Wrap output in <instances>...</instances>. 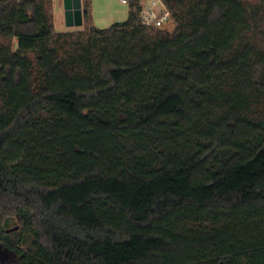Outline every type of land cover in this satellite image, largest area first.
<instances>
[{"label": "trees", "instance_id": "trees-1", "mask_svg": "<svg viewBox=\"0 0 264 264\" xmlns=\"http://www.w3.org/2000/svg\"><path fill=\"white\" fill-rule=\"evenodd\" d=\"M162 1L0 0V264H264V0Z\"/></svg>", "mask_w": 264, "mask_h": 264}, {"label": "rangeland", "instance_id": "rangeland-1", "mask_svg": "<svg viewBox=\"0 0 264 264\" xmlns=\"http://www.w3.org/2000/svg\"><path fill=\"white\" fill-rule=\"evenodd\" d=\"M131 1V2H130ZM129 4H123L120 0H91L93 26L99 30H107L116 23L126 22L129 18L130 4L134 0H130ZM142 8L148 7L154 0H138ZM249 2H257L259 0H247ZM63 0H52L51 12L55 32L58 34H79L86 31L83 27H68L65 12L63 11ZM164 31L174 33L176 24L171 21L164 28ZM16 224L12 225V228ZM10 239L16 242L17 237L10 235Z\"/></svg>", "mask_w": 264, "mask_h": 264}, {"label": "built area", "instance_id": "built-area-1", "mask_svg": "<svg viewBox=\"0 0 264 264\" xmlns=\"http://www.w3.org/2000/svg\"><path fill=\"white\" fill-rule=\"evenodd\" d=\"M130 0H120L123 4H129ZM172 21L170 12L162 0H154L148 7H144L140 16V22L147 28L163 29Z\"/></svg>", "mask_w": 264, "mask_h": 264}, {"label": "water", "instance_id": "water-1", "mask_svg": "<svg viewBox=\"0 0 264 264\" xmlns=\"http://www.w3.org/2000/svg\"><path fill=\"white\" fill-rule=\"evenodd\" d=\"M64 12L68 27H83V2L82 0H63ZM14 230H9L8 233Z\"/></svg>", "mask_w": 264, "mask_h": 264}, {"label": "crops", "instance_id": "crops-1", "mask_svg": "<svg viewBox=\"0 0 264 264\" xmlns=\"http://www.w3.org/2000/svg\"><path fill=\"white\" fill-rule=\"evenodd\" d=\"M63 11H64V5H63Z\"/></svg>", "mask_w": 264, "mask_h": 264}]
</instances>
